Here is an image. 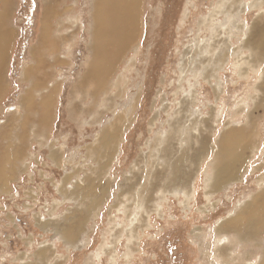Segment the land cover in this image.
Returning a JSON list of instances; mask_svg holds the SVG:
<instances>
[{
	"label": "rangeland",
	"instance_id": "rangeland-1",
	"mask_svg": "<svg viewBox=\"0 0 264 264\" xmlns=\"http://www.w3.org/2000/svg\"><path fill=\"white\" fill-rule=\"evenodd\" d=\"M6 1L13 37L0 93V264H259L260 256L224 262L219 249L233 234L217 230L262 189L264 0H142L134 40L95 96L83 78L93 0ZM28 6L30 27L23 25ZM42 22L49 36L42 37ZM249 39L253 47L262 40L260 54L245 48ZM82 78L88 83L80 85ZM188 126L204 127L210 143L193 171L190 199L156 194L134 208L139 184L172 143L170 130L182 137ZM245 126L238 179L207 194L217 141ZM104 131L115 138L110 148ZM181 144L176 156L188 151ZM135 177L141 183L128 193ZM75 189L82 196L71 195ZM68 228L77 230L73 243Z\"/></svg>",
	"mask_w": 264,
	"mask_h": 264
},
{
	"label": "bare ground",
	"instance_id": "bare-ground-1",
	"mask_svg": "<svg viewBox=\"0 0 264 264\" xmlns=\"http://www.w3.org/2000/svg\"><path fill=\"white\" fill-rule=\"evenodd\" d=\"M0 1L2 3V8L0 9V66H1L3 65V62L5 63V58L7 55L9 43L11 42V38L13 37V31H11V29L9 30L6 26V20L8 18V14L10 11V4L6 0H0ZM141 1L142 0H93L91 3L92 24L90 29V44H89L90 56L86 63V73L83 78L87 80L91 79L86 87L90 88V92H93L94 96L95 93L101 91L102 89L101 84H103L102 83L103 79L105 77L107 78V76L111 72V69L113 68V65L116 63L117 59L127 48H129L128 45L131 44V42L134 40V37L139 29V11H140L139 8L141 5ZM233 1L234 3L237 2L236 0ZM249 7H253V4H250ZM51 10L52 9L48 10L46 16L47 15L49 16ZM44 23L45 22H42L43 24L42 37L48 35L46 34L47 26H45ZM224 28L230 29V28H226L225 26L221 27L222 30H224ZM258 28H259L258 25L253 26V31L257 35H259L258 33H262ZM61 37H63L62 41H64L67 38L64 36ZM244 46L246 49L249 50V52H251L252 48H255V51L258 48L262 49L263 43L262 40H259L256 43L255 47H253L249 39L247 42H245ZM253 53L254 52H252V54ZM254 54L257 53L255 52ZM259 54H257V56L255 57L256 60L255 58H252V56H250L251 57L250 62L246 60L249 63L248 65L255 67L254 64L259 63L257 59ZM244 61L245 59L243 60V62ZM260 63L262 62L260 61ZM193 70L192 72H194L196 69L194 71ZM200 73L201 72H199V74ZM262 76L264 82V70ZM83 78L81 79L80 85H82V83L85 84L87 82L83 80ZM262 85L264 84L262 83ZM47 101L48 100H45V103ZM258 107L259 104H255V110ZM181 110L183 111V107L181 108ZM179 112L180 110L177 111L175 115L177 119L179 118L180 121V119L181 120L184 119L183 118L184 116L183 114H178ZM254 117H256L254 116V113L248 115L249 122L251 120H254L255 119ZM186 120L188 121L189 119ZM175 122H177V120ZM195 123H197V121L194 122L193 125L196 126L199 125ZM188 128L190 130L192 129L189 126ZM193 128L194 131L192 132L191 130L192 133L191 132L188 134L184 133L185 135H183L182 137H181L182 135L181 132L178 133L176 130L172 128L169 132L172 143L168 142L165 146L163 145L164 147L160 149V151L158 152L162 156L153 161L152 166L153 165L154 166L153 169H151L152 173L150 172L148 174L149 177L148 182L145 184L143 183L139 184L140 179L138 180V178L135 177L134 182H130L129 184L126 185L127 186L126 191L130 193V191L134 187V184L135 186L139 184L137 188L138 194L134 193L133 195L135 200L134 208H142V207L144 208L145 207L144 203H147L148 206L149 202L153 200L156 194H160L164 198V195L166 193H172L175 196H177L178 193H181L184 198L190 199L192 194V181H193L192 174L195 175L193 171L200 164L202 157L210 153L209 152L210 143L208 138L209 136L207 137V135H205V133L203 132L204 127L203 129L200 128L201 133H197V129L195 127ZM249 131H250L249 126H245L243 128L236 130L230 129L226 131L217 141L216 152L210 171L211 173L210 175H207L208 177L206 179V183H207L206 187L209 190L207 194L221 190L223 185H225L226 183H232L233 181L238 179L242 165L245 160L244 159L245 150L246 149L248 150L247 144L249 143ZM104 132L103 133L106 135V137H104L103 139L104 140L103 145H108V148H110L115 138L107 134L106 131ZM190 134L194 136L192 140H188L186 138ZM184 141H186L189 145L187 147L185 146V149H188V151L187 152L182 151L180 156H176L175 153L176 151H178V149L175 146V142H180V144L181 143L183 144ZM104 156L105 158H108L107 154H105ZM15 157H17L16 154ZM52 158L54 160H57V156H55L54 154H52ZM160 160H163L165 163H167L166 167L162 166L160 169V167L157 165L158 162H160ZM261 180L262 181L259 183V185L262 186L260 193L256 194V196H253L250 201L246 202L245 204H243V206L237 209L235 211V214L231 217V219H229V221H225L226 225L222 223V226L220 225L221 228L219 227L220 229L217 230L218 237H221L223 235L228 237L233 234L231 237L232 239L228 240L227 244L219 249V253L217 252L219 255H221L224 262L229 263L231 261L237 260L238 263H244V262L252 261L253 257L260 256L259 264H264V242H263L264 241V178H262ZM229 185L230 184H228L226 187H228ZM139 188L140 190L143 189V191L139 192L140 191ZM71 193H72L71 195L75 196V198H79L80 196H82L81 190L75 189ZM99 200L101 199L96 200L95 205L100 203ZM72 226H78V225L73 224ZM227 228L229 229L231 228L233 229V231L228 230L229 232H227L226 231ZM68 229L66 230L68 231L67 238L71 243H73V241L76 238L77 230L75 229L76 230L75 231L74 229L71 228L69 230ZM239 249H242L243 252H240V255H237ZM232 253H234L233 257H232Z\"/></svg>",
	"mask_w": 264,
	"mask_h": 264
},
{
	"label": "trees",
	"instance_id": "trees-1",
	"mask_svg": "<svg viewBox=\"0 0 264 264\" xmlns=\"http://www.w3.org/2000/svg\"><path fill=\"white\" fill-rule=\"evenodd\" d=\"M30 2V4H33V2L32 1H29ZM32 7V6H31ZM31 7L30 6H28L27 7V10H28V15H27V17L25 18V22H24V26H26V27H30V25H31V19H30V15H31ZM29 19H30V22H29ZM17 47H18V45H16ZM16 56L17 57H19V55L16 53Z\"/></svg>",
	"mask_w": 264,
	"mask_h": 264
},
{
	"label": "crops",
	"instance_id": "crops-1",
	"mask_svg": "<svg viewBox=\"0 0 264 264\" xmlns=\"http://www.w3.org/2000/svg\"><path fill=\"white\" fill-rule=\"evenodd\" d=\"M9 48L10 47H8V51H9ZM8 51H7V54H8ZM6 58H7V55H6ZM6 58H5V60H6ZM4 65L2 66V69H1V71H0V93L2 94V91H3V86H2V84H1V82L3 81V79H2V74H3V71H4Z\"/></svg>",
	"mask_w": 264,
	"mask_h": 264
}]
</instances>
